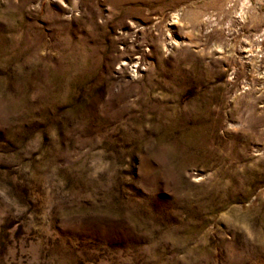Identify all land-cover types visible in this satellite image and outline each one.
I'll list each match as a JSON object with an SVG mask.
<instances>
[{
    "label": "rangeland",
    "instance_id": "obj_1",
    "mask_svg": "<svg viewBox=\"0 0 264 264\" xmlns=\"http://www.w3.org/2000/svg\"><path fill=\"white\" fill-rule=\"evenodd\" d=\"M0 264H264V0H0Z\"/></svg>",
    "mask_w": 264,
    "mask_h": 264
},
{
    "label": "bare ground",
    "instance_id": "obj_2",
    "mask_svg": "<svg viewBox=\"0 0 264 264\" xmlns=\"http://www.w3.org/2000/svg\"><path fill=\"white\" fill-rule=\"evenodd\" d=\"M177 15V14H176ZM178 16V15H177ZM176 16V17H177ZM137 61V62H136ZM133 63H135V65L139 64V59H135V61H133ZM138 71H136L135 73H137Z\"/></svg>",
    "mask_w": 264,
    "mask_h": 264
}]
</instances>
